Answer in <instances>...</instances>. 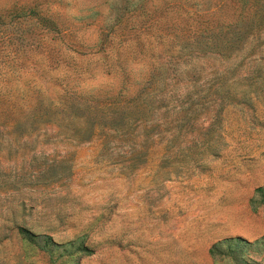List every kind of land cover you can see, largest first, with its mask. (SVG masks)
Listing matches in <instances>:
<instances>
[{
	"label": "rangeland",
	"instance_id": "374dc122",
	"mask_svg": "<svg viewBox=\"0 0 264 264\" xmlns=\"http://www.w3.org/2000/svg\"><path fill=\"white\" fill-rule=\"evenodd\" d=\"M0 264H264V0H0Z\"/></svg>",
	"mask_w": 264,
	"mask_h": 264
}]
</instances>
